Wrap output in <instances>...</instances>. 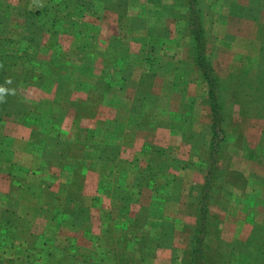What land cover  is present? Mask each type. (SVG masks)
<instances>
[{
    "label": "rangeland",
    "instance_id": "obj_1",
    "mask_svg": "<svg viewBox=\"0 0 264 264\" xmlns=\"http://www.w3.org/2000/svg\"><path fill=\"white\" fill-rule=\"evenodd\" d=\"M0 88V264H264V0H0Z\"/></svg>",
    "mask_w": 264,
    "mask_h": 264
},
{
    "label": "crops",
    "instance_id": "obj_2",
    "mask_svg": "<svg viewBox=\"0 0 264 264\" xmlns=\"http://www.w3.org/2000/svg\"><path fill=\"white\" fill-rule=\"evenodd\" d=\"M41 158L42 157L40 156V162ZM31 175L40 176L37 178L40 179L42 177L47 180V183L42 184V186L39 185L40 187H35V184L32 182V178L30 177ZM72 177L73 175L70 174H61L59 177L54 178L53 174L40 175L39 172H29L26 179H23L22 177L17 175L16 182L14 183L15 185L12 187L13 193L16 195V205L14 204L13 209L17 211L21 207H24V209H28V211H25V213L26 216L29 217V220H31L33 218L31 215V209H36L38 207L47 208L48 210H50L52 215L51 218L46 219V222L55 225H57L59 222V225H65L63 230H65L66 233H72L69 238L71 240H78V234L73 235V233L79 230L81 223L77 221L72 214H74L73 211L75 209L81 207V202L79 200V203H77V201L74 200L75 198H73L74 190L72 188ZM10 182L11 184H13L12 176ZM46 184H50L53 187V193L49 195V197H47L48 199L43 198V194L46 191L44 186ZM82 196L83 194H80L79 197ZM26 197L28 201L24 199Z\"/></svg>",
    "mask_w": 264,
    "mask_h": 264
},
{
    "label": "trees",
    "instance_id": "obj_3",
    "mask_svg": "<svg viewBox=\"0 0 264 264\" xmlns=\"http://www.w3.org/2000/svg\"><path fill=\"white\" fill-rule=\"evenodd\" d=\"M200 42L202 43L203 42V40H201L200 39ZM201 56H203V55H201ZM200 61L202 62V64L204 63V64H207V61L205 60V59H203V58H201L200 59ZM203 64V66H204V68H205V65ZM207 72V71H206ZM209 82H210V84H211V93H215V91H216V83H215V79L212 77V76H210L209 77ZM217 106L218 107H214L215 108V110L218 112L222 107H219V105L217 104ZM206 207H204V212L202 213V216H203V218H205L206 217ZM205 227H206V224H205V220L204 221H202L201 223H200V227L198 228V230H197V232H196V234L194 235V240H197V241H201L203 238H204V236H205Z\"/></svg>",
    "mask_w": 264,
    "mask_h": 264
},
{
    "label": "clouds",
    "instance_id": "obj_4",
    "mask_svg": "<svg viewBox=\"0 0 264 264\" xmlns=\"http://www.w3.org/2000/svg\"><path fill=\"white\" fill-rule=\"evenodd\" d=\"M6 91V89L0 88V93Z\"/></svg>",
    "mask_w": 264,
    "mask_h": 264
}]
</instances>
